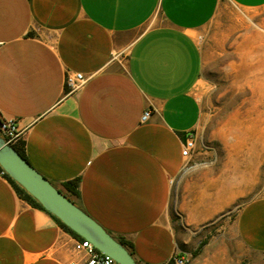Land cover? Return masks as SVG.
<instances>
[{
  "label": "crops",
  "instance_id": "1",
  "mask_svg": "<svg viewBox=\"0 0 264 264\" xmlns=\"http://www.w3.org/2000/svg\"><path fill=\"white\" fill-rule=\"evenodd\" d=\"M247 12L264 0H226ZM221 0H0V117L25 129L26 160L139 264L177 255L172 184L199 125L200 31ZM84 84L67 93L65 79ZM150 112L147 121L141 117ZM231 239L185 264H264V196L238 211ZM75 239L0 174V264H84Z\"/></svg>",
  "mask_w": 264,
  "mask_h": 264
},
{
  "label": "rangeland",
  "instance_id": "2",
  "mask_svg": "<svg viewBox=\"0 0 264 264\" xmlns=\"http://www.w3.org/2000/svg\"><path fill=\"white\" fill-rule=\"evenodd\" d=\"M199 43L202 114L171 192L180 258L203 241L231 239L239 209L264 196V10L221 0Z\"/></svg>",
  "mask_w": 264,
  "mask_h": 264
},
{
  "label": "water",
  "instance_id": "3",
  "mask_svg": "<svg viewBox=\"0 0 264 264\" xmlns=\"http://www.w3.org/2000/svg\"><path fill=\"white\" fill-rule=\"evenodd\" d=\"M0 168L23 188L42 208L56 217L69 230L117 264H139L112 235L66 198L56 186L41 175L13 146L0 137Z\"/></svg>",
  "mask_w": 264,
  "mask_h": 264
},
{
  "label": "built area",
  "instance_id": "4",
  "mask_svg": "<svg viewBox=\"0 0 264 264\" xmlns=\"http://www.w3.org/2000/svg\"><path fill=\"white\" fill-rule=\"evenodd\" d=\"M85 82V78L82 74H76L74 77L66 76L65 88L67 93H73L77 91ZM150 116L149 111H145L141 117V121L145 122ZM25 129H18L17 121L15 119H2L0 117V137L6 144L11 146H17L23 140ZM194 147V142L189 137L183 145L182 155L184 158L188 157L191 150ZM75 250L84 251L88 255L84 264H117L112 258L99 253L89 241L75 240ZM174 264H185L184 259L175 255L173 257ZM75 264V263H71Z\"/></svg>",
  "mask_w": 264,
  "mask_h": 264
},
{
  "label": "trees",
  "instance_id": "5",
  "mask_svg": "<svg viewBox=\"0 0 264 264\" xmlns=\"http://www.w3.org/2000/svg\"><path fill=\"white\" fill-rule=\"evenodd\" d=\"M14 149L23 157L26 159L25 157V153H24V143L20 142L17 146H13ZM0 174L12 185V187L15 189V191L17 192V194L19 195L20 198H22L23 200H25L26 202H28L29 204H31L34 207L40 208L42 210H44L42 208V206L35 200L33 199L23 188H21L17 183H15L10 177H8L4 171L0 168ZM77 183L75 181H71L68 183H65L63 185V190L57 188L66 198H68L70 201H72L75 205L78 206L76 200L78 197L77 194ZM79 207V206H78ZM45 211V210H44ZM47 212V211H46ZM48 213V212H47ZM50 214V213H49ZM51 215V214H50ZM55 221L57 222V224L62 227L66 232H68L70 235H72L75 239L77 240H83L82 238H80L78 235H76L74 232H72L71 230H69L65 225H63L56 217H54L53 215H51ZM119 241L132 255V252L130 251V247L129 245L122 240H117ZM205 245V241L201 242L197 249L193 252V256H196L201 248ZM133 256V255H132ZM134 258V257H133ZM137 262V261H136ZM138 263V262H137ZM167 264H174L173 259H171Z\"/></svg>",
  "mask_w": 264,
  "mask_h": 264
}]
</instances>
